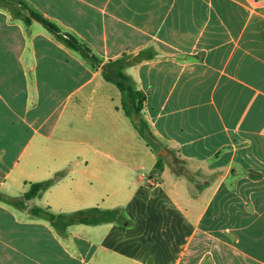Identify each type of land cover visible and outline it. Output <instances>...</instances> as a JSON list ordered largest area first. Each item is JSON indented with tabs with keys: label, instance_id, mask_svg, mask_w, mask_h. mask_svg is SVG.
<instances>
[{
	"label": "crops",
	"instance_id": "obj_1",
	"mask_svg": "<svg viewBox=\"0 0 264 264\" xmlns=\"http://www.w3.org/2000/svg\"><path fill=\"white\" fill-rule=\"evenodd\" d=\"M150 45L158 54L126 72L146 94L153 133L187 161L192 179L167 164L156 171L152 144L126 120L112 137H81L68 152L72 120L110 131L120 116L103 64ZM119 147L131 150L127 171L110 168ZM67 166L27 207H121L126 220L75 223L61 234L0 199V264H264V0L0 2V191L19 196L27 181Z\"/></svg>",
	"mask_w": 264,
	"mask_h": 264
},
{
	"label": "trees",
	"instance_id": "obj_2",
	"mask_svg": "<svg viewBox=\"0 0 264 264\" xmlns=\"http://www.w3.org/2000/svg\"><path fill=\"white\" fill-rule=\"evenodd\" d=\"M2 1L6 2L7 0H0V2ZM254 2H256V0H254ZM31 14L53 33L62 38L69 47L77 50L85 58L89 59L92 64L99 62V58L90 50V48L80 42L76 37L69 34L66 36L60 35V29L54 22L44 18L36 12L31 11ZM157 54V49L151 45L139 50L137 53H122L120 56L106 61L102 66L101 73L106 81L113 83L121 92V108L126 116L130 118L133 126L141 137L146 139L154 147L160 149L165 146L155 136L143 113L146 94L138 87L137 81L126 72L128 66L145 59L153 58ZM168 151V155L163 157L159 156V159L155 163V170L163 169L164 163H166L175 174L185 175L189 179H192L193 172L188 167L178 164L175 160V156L179 161L184 163L187 161L180 155H175V152L170 148ZM68 172L69 167H64L54 171L51 176L45 179L27 181L28 186L26 190L19 196L9 195L0 191V199L20 208H27L32 216L48 219L61 234H65L68 226L75 223L96 225L104 222L121 220L124 222L126 220L124 211L121 207L100 208L98 206H91L71 212H55L49 206L41 205L27 207V200L41 196L45 190L54 185L58 180L65 177ZM203 264H211V261L207 260Z\"/></svg>",
	"mask_w": 264,
	"mask_h": 264
},
{
	"label": "rangeland",
	"instance_id": "obj_3",
	"mask_svg": "<svg viewBox=\"0 0 264 264\" xmlns=\"http://www.w3.org/2000/svg\"><path fill=\"white\" fill-rule=\"evenodd\" d=\"M110 85H111V87H114V89L116 91V94L117 93L121 94V92L118 90V88L113 83H110ZM118 97L119 96L117 95V100H118ZM117 111H118V113L120 112L118 114L120 116H118V117H120L122 119L124 118V119L120 120L118 117H116V119H115V123L116 124H115L113 129H110V131H108L107 125L104 124V123H101V122L98 125H96V124H89L87 121H82L81 122L80 120H72L71 121L72 127L68 128V134L69 135L67 137L68 138L67 147L70 148V149H68V152H74L75 154H76V152H78V148L81 147V143H80L81 137L93 141V139L96 136V137H98V139L106 140L108 138V136L112 137L113 133L119 132V130L123 128V123L121 121H125L126 120L127 122L132 123L130 118L128 116H126V114L123 112V110L121 108V104H119L117 106ZM79 116L83 117L85 115H79ZM82 125H83V129L87 128L86 129L87 137L84 135V131L80 132V128L79 127L82 126ZM88 135H89V137H88ZM114 135H116V134H114ZM125 139L131 141V138L128 135L125 136ZM64 147H65L64 144H62L60 149L62 150V148L64 149ZM163 148L167 149V152H164V155L159 152ZM163 148L158 149V148L154 147L153 145L151 147H149L150 151H152L154 157L157 160L159 159V156L163 157V156H166V155L169 154L168 148L167 147H163ZM128 150H129L128 147H119L117 149L115 155H116V157L119 160H116L115 162H113V161L111 162V165H110L111 167L110 168L112 170H114V171H127L128 170L127 167H126V164H124V160H129V158L132 155L131 150L129 152H128ZM138 150L139 149H137V151ZM142 151H143V149H142ZM175 155H178V154L175 153ZM175 160L178 162V164L188 167L187 162L184 163L182 161L177 160L176 156H175ZM149 162H150V157L148 156L147 164H149ZM180 162H182V163H180ZM164 164H166V163H164ZM67 167H69V166H67ZM148 170H150V168L147 167L146 169H140V172H142L144 174V173H148L149 172ZM201 181H203V180H201ZM12 184H14L13 180H12ZM104 185H105L104 181L99 182V183H94V186L99 188V189H102L104 187Z\"/></svg>",
	"mask_w": 264,
	"mask_h": 264
},
{
	"label": "water",
	"instance_id": "obj_4",
	"mask_svg": "<svg viewBox=\"0 0 264 264\" xmlns=\"http://www.w3.org/2000/svg\"><path fill=\"white\" fill-rule=\"evenodd\" d=\"M161 154L164 155V152H167V149L166 148H163L162 150L159 151Z\"/></svg>",
	"mask_w": 264,
	"mask_h": 264
}]
</instances>
